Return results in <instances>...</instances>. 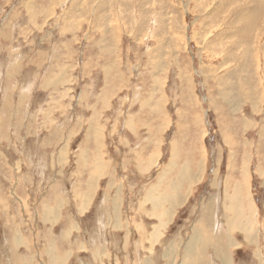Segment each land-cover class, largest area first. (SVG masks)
<instances>
[{"label":"rangeland","instance_id":"1","mask_svg":"<svg viewBox=\"0 0 264 264\" xmlns=\"http://www.w3.org/2000/svg\"><path fill=\"white\" fill-rule=\"evenodd\" d=\"M263 2L0 0V264L2 218L11 219L6 225L25 222L20 216L41 205L53 221L79 225L83 251L90 243L85 229L104 221L102 208L121 209L123 220L110 217L109 226L133 242L111 238L105 264H185V250L165 255V245L194 231L213 242L226 233L234 244L217 247L216 256L204 250L210 264L226 257L258 264L255 252L264 256ZM34 59L35 68L23 64L20 81L13 78L18 64ZM55 63L74 64L56 69ZM174 184L187 194L166 198L167 191L176 193ZM82 192V200L94 194L85 212ZM18 194L27 200L19 197L20 203ZM169 204L170 215H145ZM154 215L161 222L151 237L142 239L146 229L137 223L133 238L132 221L156 222ZM90 235L105 241L100 228ZM156 239L165 247H152Z\"/></svg>","mask_w":264,"mask_h":264},{"label":"crops","instance_id":"2","mask_svg":"<svg viewBox=\"0 0 264 264\" xmlns=\"http://www.w3.org/2000/svg\"><path fill=\"white\" fill-rule=\"evenodd\" d=\"M26 62L27 63H21V65L18 64V66H17L18 67L17 69L19 70L18 76L13 77V78L18 79L20 81L22 73H23L22 71H24L23 67H22L23 64L29 65V63H30L31 68H35L36 63L38 61L34 59L32 61L26 60ZM76 63H78V60H76ZM55 64H58V66L56 68V69H58L60 67L66 66V65L73 66L74 63H55ZM83 67L85 68V63H83ZM29 69H30V67H29ZM24 72H26V71H24ZM9 73H10V71L8 70L7 74H9ZM53 73H57V70L54 72H52V71L49 72L50 75H52ZM38 75H41V73H38L36 76H38ZM39 85H40V87H42V80L41 79L40 80L38 79L37 87H39ZM21 86H22V84H21ZM55 86H56V84L53 85V88ZM104 87H105V90L103 88V96L102 97L106 98L108 93L111 91V89H109V87H106V85ZM96 93L99 94L97 91H96ZM67 94H68V92H67ZM104 95H106V97ZM96 104L100 105V103H98V100H96L95 105ZM22 109L20 112L21 114L23 113ZM88 118H89V116H88ZM50 124L51 123H49V124L45 123V125H50ZM46 142L49 145H51V141L48 138L46 139ZM50 156H51V158L55 157L54 153H50ZM171 168H173V167H171ZM175 168L177 169V171H176L177 172L176 177H177L179 175V171L181 170V168L179 169L178 164H177V167H175ZM7 178H8V176H7ZM9 179L13 180L14 178L12 176H10ZM146 186H147V190H148L150 187L149 183H147ZM0 187H1V185H0ZM18 190L20 193H23V191L20 187L18 188ZM174 190H175V188H174ZM37 194L38 193L35 189L34 193H32V196L34 197L32 202L34 204L35 209H37L39 206V200H38V197L36 196ZM185 194H187V192L182 191L181 193H178L177 195L184 196ZM83 196H84V194L82 192L80 195L81 200L83 199ZM19 197L22 199V203H24L27 200L26 196H23V195L21 196L18 194V195H16V199L18 201H19ZM19 202L21 203V200ZM2 203L3 202L0 198V204H2ZM37 203H38V205H37ZM92 204H93V200L90 204L88 203L87 205H85V200L84 201L82 200V205H80V208H82V212H85L89 208V206H91ZM4 206H5V203L2 204V207H4ZM60 206H61V204H60ZM169 206H170V204L168 206H165L161 210H156V211H150V209H148L146 211L145 215H147V213H153V214H158V215H161L163 213L164 214L167 213L168 215H170V212L173 209H171ZM102 209H103L104 221H99V222L93 223L91 225H88L87 229H85L88 232V235H89L88 241L90 243L87 245V247L84 249V251H83L82 245L80 243L82 240L80 237L82 234V231H81L79 225L73 224V223H60V222L53 221L51 219V217H54L52 210L50 209V212H48V210L43 205H41L38 208V211L34 210L33 213H31L30 215H21L20 217H21L22 221H25V222H17L16 224L6 225V221H9L8 223H10L11 219L5 220V218H4L5 216H4L2 218L3 225H4L3 229L5 231V239H4L5 244H3V252H4L5 256L3 258V262L5 264H70L72 259L75 258V259H73V261L75 260L76 264H77V261H78V264H105L104 257L106 258V257H108L106 255L110 254L109 253V247H107V245H109V243H110L109 240L111 238L112 239H118V237H119L124 242L126 241V239H129L130 243H132L133 241L130 239V235L126 234V231L122 232L120 229H113L112 227L109 226L110 222H111L110 217L116 218V216H117L119 220H121V221L123 220L122 214L118 213V212H122V210L117 208L114 205L110 206L108 209L106 208V206L103 207ZM57 210H58V208H57ZM107 212H109L111 215L108 216ZM151 215H147V216H151ZM154 218L157 219L156 222H146V220L143 218H141V220H137L138 222L132 221L133 224L135 222V225H133L135 227L133 230L135 236L133 238H137L136 224L138 223V224H141V226L146 229L145 232H142L140 234V237L142 239H145V240L149 239L151 237V234H150L151 233V227L153 225H158L159 221H161L160 218H158L156 216ZM38 221H42L43 223H39ZM124 221H130V220L126 219ZM41 225H42V228H41ZM99 228L103 232V237H104L105 241L101 240V239H97V238L90 235L91 231H96ZM55 233H59L58 234L59 236H57V238L60 239V244L58 245V248L56 246H54V244H53V242L58 241L54 237ZM153 236L154 235H152V237ZM77 237H79V238H77ZM72 241L75 244H72ZM67 242L70 243V247H68L67 250H65V247L67 246ZM130 249H132L131 245H130L129 251H130ZM106 251H108V252H106ZM80 252H83V253H80ZM115 258H116V256H115ZM117 260H118V258H117Z\"/></svg>","mask_w":264,"mask_h":264},{"label":"bare ground","instance_id":"3","mask_svg":"<svg viewBox=\"0 0 264 264\" xmlns=\"http://www.w3.org/2000/svg\"><path fill=\"white\" fill-rule=\"evenodd\" d=\"M262 2V1H261ZM263 4H264V2H263ZM262 6V5H261ZM264 8V7H263ZM262 9V8H261ZM260 9V10H261ZM263 10V9H262ZM258 14V13H257ZM248 19V18H247ZM255 19H257V18H255ZM261 20V19H260ZM242 21V20H241ZM244 22V21H243ZM249 22H250V19H249ZM247 23V22H246ZM257 25V24H256ZM248 26H249V23H248ZM248 26H247V28H248ZM111 80V79H110ZM120 80V79H119ZM166 81V80H165ZM226 95V94H225ZM164 101V100H163ZM244 101H246V100H244ZM158 102H160V101H158ZM162 102V101H161ZM254 103V102H253ZM160 104V103H159ZM161 105H162V103H161ZM160 106V105H159ZM161 109V108H160ZM162 110V109H161ZM90 126H91V124H90ZM150 126V125H149ZM98 127V126H97ZM102 128V127H101ZM101 128H99L98 127V129H96L97 131L96 132H98V134L96 135V143H97V146H101V145H103V143H102V130H101ZM92 130V128L91 127H89V125H88V127H87V134L89 135V133H90V131ZM94 130V129H93ZM87 135V138L88 137H90V135L88 136ZM102 147V146H101ZM177 150V149H176ZM97 151V150H96ZM95 151V152H96ZM101 151V150H100ZM99 152V151H98ZM100 154V153H99ZM98 157V156H97ZM197 158V157H196ZM199 158V157H198ZM97 160V159H96ZM151 163V162H150ZM205 163V162H204ZM203 163V164H204ZM102 164V163H101ZM94 165H95V163H94ZM90 166H91V164H90ZM165 166V165H164ZM104 167V166H103ZM169 168V171H170V168L172 167L171 166V164L170 165H168V166H166L165 168H166V170H168V168ZM182 167V166H181ZM247 167V166H246ZM90 168V167H89ZM99 168V167H98ZM191 168V167H190ZM248 168V167H247ZM93 169H95V168H93ZM179 169H180V167H179ZM178 169V170H179ZM200 169V168H199ZM164 171V172H167V171ZM93 171V170H92ZM97 171V170H96ZM168 171V172H169ZM98 172H99V170H98ZM97 172V173H98ZM192 172V171H191ZM96 173V174H97ZM100 173V172H99ZM101 173H102V171H101ZM100 173V174H101ZM171 173V172H170ZM180 173H181V171H180ZM179 173V174H180ZM93 174H94V171H93ZM105 174V173H104ZM166 174V173H165ZM168 174V173H167ZM247 174V173H246ZM242 175H244V173L242 174ZM98 176V175H97ZM165 176V175H164ZM94 177V176H93ZM162 178H163V176H161ZM179 177V176H178ZM185 177V176H184ZM249 178V177H248ZM89 179H91V178H89ZM164 179V178H163ZM171 179V178H170ZM174 181H175V179H173ZM249 180V179H248ZM248 180H247V178H245L244 179V184H243V187L242 188H244V189H247V187H248ZM92 181V180H91ZM96 181H97V179H96ZM160 181V180H159ZM165 181H166V179H165ZM183 181V180H182ZM185 181H186V179H185ZM94 182V181H93ZM164 182V181H163ZM172 182V181H171ZM175 182H177V181H175ZM187 182H188V180H187ZM159 183V182H158ZM169 183V182H168ZM90 184V183H89ZM97 184V183H96ZM161 184V183H160ZM159 184V185H160ZM170 184H172V183H170ZM193 184V183H192ZM92 185V184H91ZM169 185V184H168ZM167 185V186H168ZM181 185H183L182 183H181ZM94 186V185H93ZM173 186V185H172ZM176 186V184H174V188H175V190L176 189H178L177 187H175ZM97 186L95 185V187L94 188H96ZM171 187V186H170ZM170 187H168V188H170ZM173 187H172V189H173ZM90 188V187H89ZM94 190V189H93ZM238 190H240L239 189V187H238ZM87 191H88V189H87ZM92 191V190H91ZM180 191V193L182 192V190H179ZM179 191H178V193H179ZM93 192V191H92ZM168 193H169V196L171 197V196H177V190H176V193H172L170 190L169 191H167V195H166V198H167V196H168ZM250 193V192H249ZM86 194H87V196H86V198L84 199V200H86V202H87V204L89 203V201H91V199H92V195H94L93 193H91V192H86ZM250 195V197H251V201H252V194H249ZM249 195H248V198H249ZM179 196V195H178ZM177 196V197H178ZM150 198H151V196H149V197H147L146 198V200H150ZM231 198H232V195H231ZM83 200V201H84ZM151 201V200H150ZM254 201V200H253ZM253 201H252V203H253ZM154 202L152 201V204H153ZM254 205V204H253ZM252 204L251 205H249L251 208H252V214L253 213H255V209H254V206H253ZM258 213V212H257ZM256 216V215H255ZM254 216V217H255ZM159 218V217H158ZM236 218V217H235ZM234 218V219H235ZM245 218V217H244ZM243 218V219H244ZM160 220H161V218H160ZM237 221H240L241 223H243V220H239V219H236ZM251 220H253V219H251ZM235 221V220H234ZM249 221H250V217H249ZM255 221V220H254ZM159 222H161V221H159ZM235 223H237V222H235ZM246 223H248V222H246ZM253 223V222H252ZM239 224L240 223H238V226H239ZM244 224V223H243ZM254 224H256V223H254ZM254 224H253V226H254ZM164 225H166V224H164L163 223V226ZM242 225V224H241ZM246 225V224H245ZM230 226H233V228H234V225H230ZM251 226H252V224H251ZM250 226V227H251ZM241 227V226H240ZM255 227H256V225H255ZM124 228H127V226H125L124 225ZM229 229H230V227H228ZM236 228V227H235ZM243 228V226L241 227V229ZM246 227H244V229H245ZM252 228V227H251ZM243 229V230H244ZM247 229V228H246ZM224 230H226V229H224ZM237 229H235V231H236ZM256 230V229H255ZM230 231H232V230H230ZM233 231H234V229H233ZM240 232H242V231H240ZM244 232V231H243ZM246 232H247V230H246ZM249 232V231H248ZM247 232V233H248ZM257 232V231H256ZM222 233H223V231H222ZM254 233V230H253V232L252 233H250V234H253ZM204 234V233H203ZM205 235V234H204ZM224 235V234H223ZM227 234L225 233V237L227 238V236H226ZM244 235H247V234H245V232H244ZM156 236H157V234L155 235V237L154 238H156ZM251 236V235H250ZM225 237H223V238H217L216 239V241H210L209 239H206V240H204L205 239V237H203V235L202 234H199V232L197 231H194V233L192 234V236L190 237V239H188V240H183V241H180V242H177V243H174L175 241H173V242H171V243H169V245H167L166 243H164V242H161L160 240H154V241H152L151 243H150V245L152 246V247H154L155 246V244H157V243H159V245L160 246H162L163 248L166 246L168 249H167V251H166V253H165V255H169V253H171L169 250H173V249H176L177 247L178 248H180V249H183V250H185L184 252H180L181 253V256H182V258L184 257L185 259H186V262H184L185 264H206L207 262L210 264L211 263V261H209V259L206 257V256H204V253H203V251L204 250H206V249H208V252H207V254L209 255V256H216V251H215V249L217 248V247H221V248H223V247H234L233 245V243L230 241L231 239L229 238V240H227ZM209 238V237H208ZM246 238V237H245ZM159 239V238H158ZM223 239V240H222ZM248 239V238H247ZM255 240H259V239H255ZM246 241H249V240H246ZM260 241V240H259ZM258 241V242H259ZM217 242V243H216ZM258 242H256L255 244H257ZM173 243V244H172ZM164 244H166L165 246H164ZM251 244H253V243H251ZM251 244H250V242H248V245H250L251 246ZM149 245V246H150ZM150 246V247H151ZM258 246V245H257ZM264 246V245H263ZM252 247V246H251ZM259 247V246H258ZM155 248V247H154ZM166 249V248H165ZM210 249H212V250H210ZM261 249V248H260ZM183 253V254H182ZM173 255V254H172ZM154 257H155V255H154ZM259 258L260 259V262L258 261V264H264V256H261V254L259 253V254H256V252H255V258ZM163 258H164V256H163ZM167 258V257H166ZM118 260H120V259H118ZM183 260V259H182ZM123 261V260H122ZM121 261V262H122ZM127 261V260H126ZM214 261V260H213ZM119 262V261H118ZM216 263V262H215ZM119 264H120V262H119ZM128 264V263H127ZM216 264H233V262H232V259H231V257H226V258H223V259H220V260H218V262L216 263Z\"/></svg>","mask_w":264,"mask_h":264}]
</instances>
